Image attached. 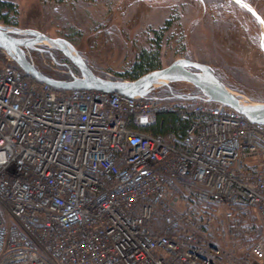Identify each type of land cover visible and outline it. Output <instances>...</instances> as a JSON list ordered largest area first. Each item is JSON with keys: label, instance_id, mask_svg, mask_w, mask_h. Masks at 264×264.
I'll return each mask as SVG.
<instances>
[{"label": "built area", "instance_id": "obj_1", "mask_svg": "<svg viewBox=\"0 0 264 264\" xmlns=\"http://www.w3.org/2000/svg\"><path fill=\"white\" fill-rule=\"evenodd\" d=\"M177 94L61 90L0 67V264H264V124ZM162 113L183 132L154 133ZM246 207L263 231L239 257L226 246Z\"/></svg>", "mask_w": 264, "mask_h": 264}, {"label": "rangeland", "instance_id": "obj_2", "mask_svg": "<svg viewBox=\"0 0 264 264\" xmlns=\"http://www.w3.org/2000/svg\"><path fill=\"white\" fill-rule=\"evenodd\" d=\"M242 1L255 9L264 22V0ZM0 2L14 6L0 12L8 20L7 23L2 19L0 24L31 28L70 41L99 75L111 74L113 79L128 78V71L137 55L153 46L154 31L162 29L159 49L161 67L179 57L205 62L241 98L264 103V50L260 45L262 26L231 0ZM38 50H27L26 56L43 72L57 75L51 57ZM3 55L0 67L15 65L6 54ZM53 57L60 58V55L53 52ZM155 89L154 93L162 97L168 96L170 91L173 93V90L185 94L197 92L194 86L185 82H170ZM247 213L243 218L245 221L234 220L235 225L231 223L229 229L234 249L231 243L226 247L230 252L234 250L239 257L246 254L248 245L261 236L259 222L253 220L252 210ZM242 223L244 227L238 225ZM236 262L239 264L238 260Z\"/></svg>", "mask_w": 264, "mask_h": 264}, {"label": "water", "instance_id": "obj_3", "mask_svg": "<svg viewBox=\"0 0 264 264\" xmlns=\"http://www.w3.org/2000/svg\"><path fill=\"white\" fill-rule=\"evenodd\" d=\"M243 7L260 22L262 26L260 45L264 50V22L257 11L242 0H231ZM46 45L61 51L78 69L79 76L70 80L55 79L36 69L26 56L30 49H40ZM0 49L25 74L39 82H44L56 89H94L102 92H116L128 97H143L154 92L157 86L170 82H185L194 86L199 94H177L180 99L204 98L207 101L220 102L247 119L264 124V103L251 102L242 99L219 79L208 64L190 60L184 57L175 58L170 63L157 69L150 70L132 80L107 79L96 75L85 63L72 44L60 37H51L31 28H18L0 24Z\"/></svg>", "mask_w": 264, "mask_h": 264}, {"label": "trees", "instance_id": "obj_4", "mask_svg": "<svg viewBox=\"0 0 264 264\" xmlns=\"http://www.w3.org/2000/svg\"><path fill=\"white\" fill-rule=\"evenodd\" d=\"M60 1V0H57ZM4 8H14V6L10 3H5V2H0V12L4 9ZM7 14V13H6ZM4 20V22L8 23V20L6 19L5 14H1L0 13V20ZM163 30L159 29V30H155L154 31V36H153V46L146 49V50H142L137 57L135 58L134 64L131 66V68L128 71V79L132 80L135 79L137 77H139L140 75L153 70V69H157L160 68L161 66L159 65V57H160V45H161V40L163 37ZM4 58V55L2 53V51L0 50V59ZM205 63V62H203ZM16 66V65H13ZM195 88V87H194ZM177 90H173V93H177ZM187 94H195V93H187ZM168 96H170V93L167 94ZM165 101H181L180 99H165ZM190 104H192L194 102V100H190L187 101ZM183 127L184 124L179 122V119L171 114V113H162L160 115H158L157 119H156V123L151 127L152 131L154 133H159V134H165L166 132H170L173 131L176 135L180 134L183 132ZM240 211H238L237 213H235L234 218L232 220L233 225H235L236 221L238 219H242L244 217H246V215L248 214V211L253 212V220L255 222H257V217L256 214L254 213L252 208H239ZM234 220H236L235 222H233ZM245 221V220H243ZM240 227H244L245 225L242 224H238ZM259 230H260V235H262V227L259 224ZM225 261V260H224ZM226 264V263H225Z\"/></svg>", "mask_w": 264, "mask_h": 264}, {"label": "flooded vegetation", "instance_id": "obj_5", "mask_svg": "<svg viewBox=\"0 0 264 264\" xmlns=\"http://www.w3.org/2000/svg\"><path fill=\"white\" fill-rule=\"evenodd\" d=\"M67 41H68V40H67ZM69 42H70V41H69ZM70 43H71V42H70ZM39 48H40V50H38V52H40V53H45V54H47V55H49V56L51 57V62H52L53 65H58V66H60V67H66L67 70H68L67 73H60V72H57V73H56L57 75H55V74L50 75V74H47V73L43 72L42 70H40V69L34 64V62H32V60L29 59V58L27 57V58L29 59V61L34 65V67H35L36 69H38L39 71H41L43 74H45V75H47V76H50V77H52V78H55V79H63V80H67V78H70L72 75H77V74H79L78 69H77V68H76V67L70 62V60H69L67 57H65V56L61 53V51H59V50H57V49H54V48H51V47L46 46V45H42V46H40ZM36 51H37V50H36ZM53 52L56 53V54H58V55H60V58H54V57H53ZM79 55L83 58V60H84L85 63L89 66V68H90L94 73L98 74L97 72H95V69L92 67V64H90L82 54L79 53ZM56 69H57V68H56ZM109 76H110V77H113L111 74H109ZM122 78H123V79H128V78H124V77H122ZM122 78H121V79H122ZM170 93H171V91H170Z\"/></svg>", "mask_w": 264, "mask_h": 264}, {"label": "bare ground", "instance_id": "obj_6", "mask_svg": "<svg viewBox=\"0 0 264 264\" xmlns=\"http://www.w3.org/2000/svg\"><path fill=\"white\" fill-rule=\"evenodd\" d=\"M235 94H237V93H235ZM238 95V94H237ZM242 99H244V98H242Z\"/></svg>", "mask_w": 264, "mask_h": 264}, {"label": "snow or ice", "instance_id": "obj_7", "mask_svg": "<svg viewBox=\"0 0 264 264\" xmlns=\"http://www.w3.org/2000/svg\"><path fill=\"white\" fill-rule=\"evenodd\" d=\"M238 2H239V0H238Z\"/></svg>", "mask_w": 264, "mask_h": 264}]
</instances>
